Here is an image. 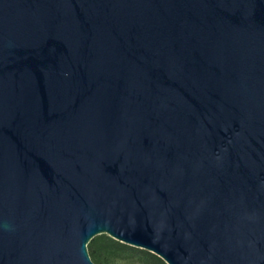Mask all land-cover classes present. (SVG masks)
<instances>
[{
	"label": "water",
	"instance_id": "water-1",
	"mask_svg": "<svg viewBox=\"0 0 264 264\" xmlns=\"http://www.w3.org/2000/svg\"><path fill=\"white\" fill-rule=\"evenodd\" d=\"M264 264V0H0V264Z\"/></svg>",
	"mask_w": 264,
	"mask_h": 264
},
{
	"label": "trees",
	"instance_id": "trees-1",
	"mask_svg": "<svg viewBox=\"0 0 264 264\" xmlns=\"http://www.w3.org/2000/svg\"><path fill=\"white\" fill-rule=\"evenodd\" d=\"M87 250L94 264H108L110 259H122L134 254L144 257L147 263L166 264L155 254L121 243L106 234L93 237L87 244Z\"/></svg>",
	"mask_w": 264,
	"mask_h": 264
},
{
	"label": "rangeland",
	"instance_id": "rangeland-1",
	"mask_svg": "<svg viewBox=\"0 0 264 264\" xmlns=\"http://www.w3.org/2000/svg\"><path fill=\"white\" fill-rule=\"evenodd\" d=\"M108 264H151V263H147L144 257L134 254L131 257H126L122 259H118V258L110 259Z\"/></svg>",
	"mask_w": 264,
	"mask_h": 264
}]
</instances>
